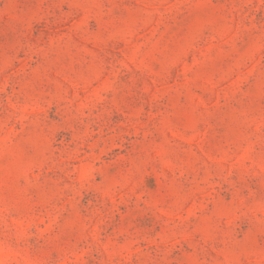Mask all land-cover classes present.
<instances>
[{
    "label": "rangeland",
    "instance_id": "rangeland-1",
    "mask_svg": "<svg viewBox=\"0 0 264 264\" xmlns=\"http://www.w3.org/2000/svg\"><path fill=\"white\" fill-rule=\"evenodd\" d=\"M0 264H264V0H0Z\"/></svg>",
    "mask_w": 264,
    "mask_h": 264
}]
</instances>
